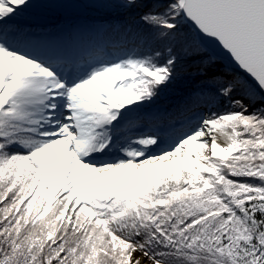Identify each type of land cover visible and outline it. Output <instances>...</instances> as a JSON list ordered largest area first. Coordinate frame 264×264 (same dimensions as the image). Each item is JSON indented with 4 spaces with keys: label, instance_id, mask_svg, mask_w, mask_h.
<instances>
[{
    "label": "snow or ice",
    "instance_id": "obj_1",
    "mask_svg": "<svg viewBox=\"0 0 264 264\" xmlns=\"http://www.w3.org/2000/svg\"><path fill=\"white\" fill-rule=\"evenodd\" d=\"M0 264H264V0H0Z\"/></svg>",
    "mask_w": 264,
    "mask_h": 264
}]
</instances>
